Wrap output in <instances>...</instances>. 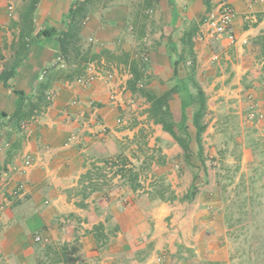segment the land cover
Instances as JSON below:
<instances>
[{
    "label": "crops",
    "instance_id": "crops-1",
    "mask_svg": "<svg viewBox=\"0 0 264 264\" xmlns=\"http://www.w3.org/2000/svg\"><path fill=\"white\" fill-rule=\"evenodd\" d=\"M8 1L0 0V71L14 54L20 33L22 10L17 9L10 19L6 15ZM71 1L40 0L37 4L29 54L17 75L10 80L11 87L0 85V123L3 121L1 114L5 113L4 119H7L16 109L14 90L31 94L36 84L45 78V71L59 60L58 40L51 36H36V32L46 26L61 29ZM231 1L236 10L232 30L237 42L229 44L226 38H221L218 43L224 49L239 46L240 56L244 54L246 63L242 59L235 70L244 69L245 73L250 68V65L244 66L248 64L247 60L254 54L251 57L253 63L257 54L251 40L264 30V2L254 1L251 5L247 0ZM14 2L19 8L27 0ZM212 3V0H110L106 7L99 5L84 23L83 45L95 48L97 52L101 50L98 65L105 73L116 69L119 74L121 66L129 70L128 64L137 56L138 51L134 49L137 45L149 57L145 62L147 72L157 73L164 69L168 71L166 78L169 79L172 76L167 56L169 39L181 45L184 32L192 26L199 28ZM129 34L135 37L134 43L129 41ZM194 50L197 52L196 48ZM120 52L127 55L124 63L118 60ZM158 54L162 55L160 61L167 65L159 63ZM67 85L68 82L53 83L52 104L41 116H34L29 138L11 126H0V144L9 143L1 156V167L8 171L11 184L3 189V182L8 178L0 175V203L3 205L0 264H149L153 261L148 260L150 249L135 255L144 241L136 243L126 235L127 228L131 229L136 221L134 206H115L113 200L121 196L119 192L92 191L94 184L84 191L88 181H81L89 169L94 170L95 166L102 165V159L114 155L112 138L117 133L112 127L116 114L105 101V85L100 80L89 87L76 86L77 89ZM95 100L97 104L92 105ZM101 126L106 131H102ZM74 133L78 135L77 140L66 144ZM27 152L33 155L34 164L24 174L17 167L23 163ZM22 181H25V187L20 186L21 191L13 194V189L19 188L15 185ZM90 181L95 183L97 179L93 176ZM154 212L153 237L162 242L164 227L161 220L169 210L162 204ZM116 225L119 230H112ZM38 234L48 241H36ZM99 240L105 245L101 246ZM44 245L48 250L42 252L40 248ZM169 253L171 251L163 254L167 257L165 264L177 261L194 264L191 259L178 255L177 250Z\"/></svg>",
    "mask_w": 264,
    "mask_h": 264
},
{
    "label": "rangeland",
    "instance_id": "rangeland-1",
    "mask_svg": "<svg viewBox=\"0 0 264 264\" xmlns=\"http://www.w3.org/2000/svg\"><path fill=\"white\" fill-rule=\"evenodd\" d=\"M24 3L26 2H22L18 8L14 0H9L6 6L7 17L12 19L17 9L23 10ZM10 5L13 6L11 14ZM128 39L134 43L135 37L132 38L129 34ZM197 43L199 44L194 46V49H197V78L209 98L205 117L208 128L203 135L205 172L198 169L200 161L196 156L187 161L172 136L165 132L160 124L150 120L145 98L138 94L132 96L127 89L123 90V87H127L126 81L129 78V71L125 66L119 68L121 74L114 69L116 75L112 81L102 77L81 85L89 87L95 81H103L107 97L105 101L116 114L112 127L117 133L113 134L112 138L113 154L128 156L140 174L139 181L142 186L136 192L119 183L118 178L111 180L106 190L121 194L113 200L115 206L123 207V202L128 197L134 200L128 208L134 206L136 221L132 223L131 229L127 228L126 235L130 237V241H144L141 249L145 253L151 250L148 260L153 261L149 264H165L167 257L163 254L176 250L178 255L187 260L191 259L194 264L198 260L196 264H264V79L260 75L262 64L256 60L252 63L251 57H254V54H251L247 60L248 64L244 65H250L249 70L245 73L244 69L237 71L235 67L242 63V59L246 63L244 54L240 56L239 46L224 49L218 41ZM88 47L93 53H101V50L97 52L95 48ZM139 48L136 45L134 49L141 51L146 62L149 57L146 56V51ZM117 50L119 51V48ZM215 53L219 54V59L212 62L211 58ZM118 56V60L124 63L127 55L120 52ZM161 56L157 55L159 63L162 66L167 65L160 61ZM91 63H95L94 66L101 76L109 72L105 73L98 62ZM180 66L181 75H185L186 67ZM114 70L111 69L110 72ZM166 71L163 69L151 73L149 87L159 94L170 85ZM75 84L74 81L68 82L67 87H80ZM112 95L118 96L121 103H117ZM95 103L97 104V100L92 105ZM35 117L31 121V133ZM101 129L106 131L104 126H101ZM19 133L24 134L21 131ZM75 135L68 144L77 140L78 135ZM30 136L31 134L26 137ZM193 147L196 148L195 143ZM115 169L105 170L107 178L112 176ZM26 171L22 173L25 174ZM195 174H199L196 181L198 192L193 200L183 201L181 198L193 184ZM9 179L3 182V189L9 186ZM157 180L159 181L156 182ZM161 183L169 185L179 198L158 204V200L153 197L156 185ZM15 186L21 189L20 186L25 187V181ZM162 204L166 205L169 212L161 220L164 227L161 237L164 240L160 242L153 237L156 224L153 214L155 208ZM119 225L112 230H119ZM99 241L102 242L101 246L105 245L103 240ZM175 243L182 245L177 246ZM151 245L152 247H149ZM40 250L44 252L48 248L44 245ZM122 255L126 257L125 253Z\"/></svg>",
    "mask_w": 264,
    "mask_h": 264
},
{
    "label": "trees",
    "instance_id": "trees-1",
    "mask_svg": "<svg viewBox=\"0 0 264 264\" xmlns=\"http://www.w3.org/2000/svg\"><path fill=\"white\" fill-rule=\"evenodd\" d=\"M39 1H27L25 8L20 12V33L18 35L19 40L16 42L18 46L14 54L8 59V63L0 71V85L11 87L10 80L17 75L19 67L29 54L32 44L30 34L35 31L33 24L34 12ZM109 2L110 0H72L68 13L62 20L63 26L61 29L46 26L37 30L36 36H51L58 40L59 60L45 71V78L36 84L31 94H27L20 89L14 90L17 96L15 100L16 109L7 119H4L6 118L5 113L1 114L3 121H1L0 126H11L17 132H20L21 121L42 114L52 104L53 94L51 88L53 83L58 81L73 82L85 73L91 62H98L100 54L93 53L91 48L83 45L82 30L86 19L96 11L99 5L106 7ZM133 27L135 28V25ZM198 30V26H192L185 31L181 38V45L169 39L167 55L172 76L169 79L170 85L168 89L159 94L149 87L152 76L151 73L148 74L147 72V66L141 51H138L137 56L128 64V71L131 77L126 81V89L132 96L138 94L145 98L148 102V117L154 123L160 124L163 130L172 136L180 146L182 156L187 161L196 156L200 161L198 169L206 170L203 135L208 128V122L205 117L209 108V98L197 78V60L194 50L196 42L193 41V36ZM251 46L257 50L255 60L262 64L260 75L264 79V30L252 38ZM180 65L186 67L185 75H181ZM247 86L249 87L250 85ZM176 108L178 110H175ZM193 143H195L196 148L193 147ZM101 162L102 165L95 166L94 170L89 169L82 176L81 181H88V184L84 185V191L91 187L92 184H94L92 191L104 190L107 188V184L115 178H118L119 183H123V185L128 186L134 192L138 191L142 186L139 181V171L128 156L116 154L102 159ZM107 168H116L109 178L104 173ZM93 176L97 179L95 183L90 181ZM198 177L199 174H195L193 184L181 200L191 201L195 198L198 192L196 183ZM13 190L16 191V187ZM153 198L158 200V204H161L173 201L179 197L171 190L169 185L161 183L156 185ZM133 201L128 197L123 202L124 206H131ZM142 254H144L143 249L136 251V255Z\"/></svg>",
    "mask_w": 264,
    "mask_h": 264
},
{
    "label": "built area",
    "instance_id": "built-area-1",
    "mask_svg": "<svg viewBox=\"0 0 264 264\" xmlns=\"http://www.w3.org/2000/svg\"><path fill=\"white\" fill-rule=\"evenodd\" d=\"M249 4L252 5L254 1H260L264 2V0H247ZM212 5L209 11L205 14V16L202 19V22L199 26V30L195 33L193 36L194 42H206L209 43L210 41H218L221 38H226L229 44H235L237 42V37L235 36L233 30H232V24L234 21V18L236 17V10L234 8V5L231 0H212ZM10 14L13 10V6H9ZM89 18L86 19V21ZM85 21V23H86ZM93 38H90L89 41L93 42ZM244 43H247V40H244ZM219 59V54L215 53L213 54L211 60L212 62H215ZM95 63L89 64L88 68L86 69L85 73L81 76H79L74 83L78 85H85L89 82H92L96 80L97 78L105 77L106 80L112 81L115 78V70L114 72H108L107 75L101 76L100 72L97 70L96 66H94ZM129 78L131 77V74L128 72ZM127 87H123V90H126ZM112 98L117 100L116 102L121 103V99L118 98L116 95H112ZM119 103V104H120ZM34 119L32 117L28 120H23L20 122V131L24 134H27L28 136L31 134V121ZM105 130V129H104ZM26 135V136H27ZM73 135L69 136V140L66 142V144L69 143L73 139ZM9 147V143L0 144V175L3 177H8V171L4 170L1 167V156L3 152ZM34 164V157L27 152L24 155L23 163L17 167L19 172H23L28 167L32 166ZM18 191H20V188H17L16 191H14V194H17ZM3 209L2 203H0V212ZM36 241L40 242H47L48 238L43 237L42 235L38 234L35 237Z\"/></svg>",
    "mask_w": 264,
    "mask_h": 264
}]
</instances>
